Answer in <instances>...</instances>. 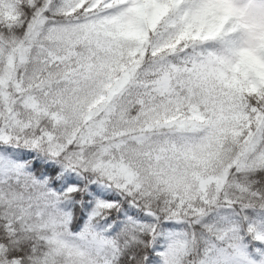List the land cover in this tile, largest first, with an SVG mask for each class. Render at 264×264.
I'll use <instances>...</instances> for the list:
<instances>
[{"label": "snow or ice", "instance_id": "1", "mask_svg": "<svg viewBox=\"0 0 264 264\" xmlns=\"http://www.w3.org/2000/svg\"><path fill=\"white\" fill-rule=\"evenodd\" d=\"M0 264H264V0H0Z\"/></svg>", "mask_w": 264, "mask_h": 264}]
</instances>
